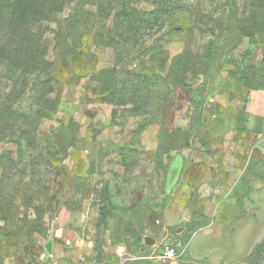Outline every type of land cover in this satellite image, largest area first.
<instances>
[{
	"label": "rangeland",
	"instance_id": "1",
	"mask_svg": "<svg viewBox=\"0 0 264 264\" xmlns=\"http://www.w3.org/2000/svg\"><path fill=\"white\" fill-rule=\"evenodd\" d=\"M159 1L0 16V264H264V0H163L134 35Z\"/></svg>",
	"mask_w": 264,
	"mask_h": 264
},
{
	"label": "trees",
	"instance_id": "2",
	"mask_svg": "<svg viewBox=\"0 0 264 264\" xmlns=\"http://www.w3.org/2000/svg\"><path fill=\"white\" fill-rule=\"evenodd\" d=\"M18 4H20V0H0V16H4L6 11L9 15H15L17 13ZM168 6L165 1L160 0L159 4L157 3V7L151 13H148L149 17L146 15H139V13L134 11L133 13H122V16L127 19V25L129 30L135 32L134 35H138V32H144L146 34H150L155 30L161 29L163 25V19L168 14ZM16 11V12H15ZM140 28V30L135 29V27ZM140 36H144L140 35ZM73 56H77L76 53ZM122 76L120 77V75ZM125 75V76H123ZM131 76V77H127ZM103 77H107L108 79H115L113 88L108 86L104 87L105 98L107 100H111L114 102L117 98H124L129 100L136 99V106H139L142 112H145V107L148 105V99L146 94L150 87V83L148 79L145 78L144 73L141 74H133L129 71H119L118 69L102 71L99 75V78L102 79V84H107L108 79L105 80ZM126 77V78H124ZM130 82V84H129ZM113 89V90H112ZM144 97V98H143ZM144 99V101L140 99ZM182 168V159L178 158L174 163V170L177 172L176 176L173 178L172 183L178 179V175ZM170 183V187L172 186Z\"/></svg>",
	"mask_w": 264,
	"mask_h": 264
},
{
	"label": "built area",
	"instance_id": "3",
	"mask_svg": "<svg viewBox=\"0 0 264 264\" xmlns=\"http://www.w3.org/2000/svg\"><path fill=\"white\" fill-rule=\"evenodd\" d=\"M176 257V251L174 248H167L164 252V258L165 259H173Z\"/></svg>",
	"mask_w": 264,
	"mask_h": 264
}]
</instances>
